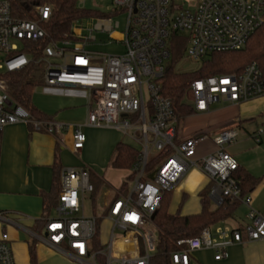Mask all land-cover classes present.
I'll list each match as a JSON object with an SVG mask.
<instances>
[{
  "label": "built area",
  "instance_id": "1",
  "mask_svg": "<svg viewBox=\"0 0 264 264\" xmlns=\"http://www.w3.org/2000/svg\"><path fill=\"white\" fill-rule=\"evenodd\" d=\"M98 1L114 5L113 15L97 17L95 27L79 19L72 26V38L53 41L45 29L53 14L52 4L35 5L34 19H19L13 16L11 1L0 0V135L16 124L55 135L71 130L72 151L80 154L87 142L83 128L107 127L140 145L127 191L119 189L98 215H84L87 199L95 207L90 170L63 169L59 204L55 215L46 218L42 238L74 264H152L159 250L154 218L165 194L173 192L191 169H198L209 179L210 199L217 207L225 198L249 207L246 222L240 228L208 227L196 237L178 240L168 264H191L192 254L198 251H213L214 259L222 261L231 246L244 243V235L250 242L264 240V210L252 207L251 194L243 195L235 178L240 165L227 152V146L239 141L241 120L237 119V127L214 136L200 130L184 137L172 102L162 94L164 78L173 64L175 38L185 39V52L198 61L214 53L241 51L264 25V0ZM120 14L126 16L125 32L111 39L125 44V53L89 50L97 42L95 32L113 30V17ZM48 40L42 56L34 59L30 45ZM32 63L42 66L45 89L85 90V125L36 120L11 97L5 76L21 73ZM260 98L264 99V67L253 62L238 74L194 81L186 100L197 114L206 115L217 104L234 106ZM251 137L263 143L264 123ZM207 143L215 149L203 152ZM151 153L165 154L153 170H149ZM1 220H5L2 213ZM106 224L111 225L107 238ZM0 264H16L7 234L0 238Z\"/></svg>",
  "mask_w": 264,
  "mask_h": 264
},
{
  "label": "crops",
  "instance_id": "2",
  "mask_svg": "<svg viewBox=\"0 0 264 264\" xmlns=\"http://www.w3.org/2000/svg\"><path fill=\"white\" fill-rule=\"evenodd\" d=\"M55 101L49 115L54 121L69 125H85L87 122L88 108L87 102L80 103L79 98L85 97V90L77 87L45 89ZM86 98V97H85ZM260 98L259 100H262ZM258 101V99L252 100ZM249 105H226L223 107H233L238 113L242 127L244 122H256L255 118L249 120L241 119V116L248 111ZM82 112L75 118L74 114ZM216 111L213 110L211 115ZM263 115V114H262ZM192 117V116H191ZM87 132L86 146L80 154L72 151V131L64 130L60 135L49 134L45 131H35L26 124H16L5 128L0 135V213L5 216V220L0 221V238L7 234L14 253L16 264H31L30 247L35 244L37 264H50L55 260L63 259L62 264H72L68 258H62L56 249L48 245L42 238L45 226L40 229L39 221L44 214V195L49 194L54 184V166L56 162L63 169L84 167L80 163L66 161V149L81 158L91 148L95 137L101 135L103 139V152L99 162L96 163L94 172L105 185L100 189L97 196L98 203L102 196L105 197L103 206L120 189L122 184L112 185L106 180L110 162L114 151V138L111 139L107 134L110 128L94 129L85 126ZM203 130V129H200ZM197 130V131H200ZM196 131V132H197ZM182 136L185 135L182 128ZM210 133V132H208ZM214 136V135H211ZM239 142V141H238ZM109 164V166H107ZM112 168V167H111ZM114 169V168H113ZM117 170V169H114ZM254 176H262L260 183L250 194L253 197L252 207L256 210H264V172L259 174L252 172ZM109 183V184H108ZM210 188L209 179L198 169H191L184 177L178 187L172 192L176 199L177 212L182 216L198 215L202 211L200 193ZM212 209L217 206L213 204ZM244 205V204H242ZM248 210L249 207L244 205ZM183 207L185 208L183 210ZM54 209L50 215H53ZM232 219L218 223L214 226L223 224L240 228L245 222L232 225ZM213 227V226H211ZM41 230V231H40ZM244 243L236 244L229 248L228 258L222 261L214 259L213 251H198L192 254L191 264H204L206 253H211V262L217 264H264V240L247 241L244 235Z\"/></svg>",
  "mask_w": 264,
  "mask_h": 264
},
{
  "label": "trees",
  "instance_id": "3",
  "mask_svg": "<svg viewBox=\"0 0 264 264\" xmlns=\"http://www.w3.org/2000/svg\"><path fill=\"white\" fill-rule=\"evenodd\" d=\"M13 16L19 19H34L32 13L33 7L40 3H50L53 6V14L49 23L45 26L51 40L61 41L72 38L71 29L73 24L83 18L99 17L102 14L88 11L79 6V0H10ZM252 44L249 46L250 42ZM184 48L187 41L184 39ZM48 41L32 44L31 53L34 59L42 56L43 48ZM178 47L173 42V64L169 68L163 81L162 94L168 98L175 109L180 122L196 115L193 107L186 103L189 97L191 84L201 78H206L219 74L241 73L245 67L253 62L264 67V25L261 26L250 38L247 46L241 51L214 53L211 58L203 63L200 71L195 73H177L174 70V63L181 56L178 53ZM43 68L40 64L32 63L25 71L13 73L5 76L9 93L11 97L20 105L25 107L36 120L53 121L52 116L40 111L33 103V92L41 82ZM30 129L34 130L32 125ZM139 150L131 145L119 142L113 151V157L110 166L117 170L130 171L139 160ZM165 154H159L149 162V170H153L157 163ZM61 172L62 168L56 162L54 166V184L53 189L44 197L43 219L38 223L40 229L46 224V218L50 216L51 211L59 204V195L61 192ZM91 181L95 190L92 195L94 204L100 189L105 185L97 175L90 171ZM242 189L243 195H248L256 189L260 179L255 178L241 166L235 173ZM128 179H133L130 175ZM128 183L124 182L120 190L126 192ZM172 192L165 194L161 208L157 212L154 223L158 229L159 250L153 264H168L169 253L178 249L176 242L178 240L192 238L200 235L205 228L214 226L221 222L232 219L241 203L236 200L225 198L222 204L216 209H212L213 203L210 199V188L200 193L202 211L198 215L182 216L177 212H169V204ZM41 231V230H40ZM31 264H37L36 247L33 244L30 247Z\"/></svg>",
  "mask_w": 264,
  "mask_h": 264
},
{
  "label": "rangeland",
  "instance_id": "4",
  "mask_svg": "<svg viewBox=\"0 0 264 264\" xmlns=\"http://www.w3.org/2000/svg\"><path fill=\"white\" fill-rule=\"evenodd\" d=\"M79 6L83 9L88 11L97 12L99 14L104 15H113L115 11V6L108 3V2H100L98 0H79ZM97 17H89L85 18V24L91 25V27H95L97 25L98 20ZM119 23V27L116 24ZM126 29V16L124 14L116 15L113 17V30L110 32L102 33V32H95V36L97 38V42L91 44L88 49L100 54H109V55H121L125 53L126 46L121 42H117L111 39V37L119 39L120 34L124 33ZM183 37V36H182ZM253 40L250 42L249 46L252 44ZM174 43L178 47V53L181 55L178 60L174 63V70L177 73H195L200 71L203 67V63L211 58V56L206 57L204 60H194L188 57L187 53L185 52L184 48V39L183 38H175ZM45 84L41 78V82L38 84L36 89L33 92V103L34 105L42 112L49 115V111H52L53 106H55V101L50 96V94L45 90ZM147 99V95H146ZM80 103L84 104L87 102L85 97L79 98ZM186 103L189 102L186 100ZM245 105H249L247 107L251 108L246 113L241 116L243 120H249L252 118L256 119V122H244L242 128L239 129V142L237 144L227 146V152L230 153L238 162V164L248 171L251 175L252 172L255 173H263L264 172V140L262 144H257L251 135L262 128L264 123V99L258 101H250L245 103ZM213 110L216 111L211 115H201L196 114L192 117L185 119L181 123V131L183 128V132L185 135L193 134L197 130L203 129L210 132V135H216L222 131L227 129L235 128L238 126L237 119L238 113L233 107H223V105H214ZM82 112L74 114V117L77 118L80 116ZM263 114V115H262ZM64 124L69 125L70 122H65ZM94 129H102L97 127H92ZM104 128V127H103ZM110 132L107 134L111 139L114 138L115 144L114 149L116 148L119 142H123L125 144L131 145L134 148L140 149V145L133 141L131 138L124 135L121 131L117 129L110 128L108 129ZM83 133L87 137V132L85 127L83 128ZM105 141L101 138L99 134L98 137H95L94 142L91 148L87 151V153L80 157L71 154L68 149H66V161L73 162V163H80V165L84 167H89L93 171H96V163L101 160L102 152H103V144ZM215 149V146L212 143H207L203 147V152H209ZM157 154L151 153L150 161L155 159ZM160 162V161H159ZM159 162L155 166L157 168L159 166ZM109 166V164H107ZM130 176V171L127 170H114L113 168H109L108 173L106 174V180L110 182L112 185L116 186L119 185L121 182H126L130 184L132 179H128ZM254 176V175H253ZM255 178H262V176H254ZM109 184V183H108ZM264 199V198H263ZM105 197L102 196L98 203L93 208L92 203L89 199L86 200L85 203V216H93L94 214L98 215L100 212L103 211V203ZM214 204V202H212ZM214 206V205H213ZM186 208V207H185ZM183 207V210L185 209ZM177 209L176 199L171 195L170 204H169V212ZM249 210L244 206L240 205L234 215V220H232V225H236L237 223H243L246 215L248 214ZM53 216L55 213H52ZM82 215V214H81ZM111 229L110 224L104 225V237L107 238L109 235V231ZM217 227L215 228L214 232L216 231ZM229 253V249H228ZM62 258H66L64 255L59 254ZM205 262L204 264H217L211 262V253H206L204 256ZM63 259L55 260L50 264H62ZM72 264H74L72 262ZM153 264V263H152ZM222 264V263H221Z\"/></svg>",
  "mask_w": 264,
  "mask_h": 264
},
{
  "label": "water",
  "instance_id": "5",
  "mask_svg": "<svg viewBox=\"0 0 264 264\" xmlns=\"http://www.w3.org/2000/svg\"><path fill=\"white\" fill-rule=\"evenodd\" d=\"M153 178V177H152Z\"/></svg>",
  "mask_w": 264,
  "mask_h": 264
}]
</instances>
